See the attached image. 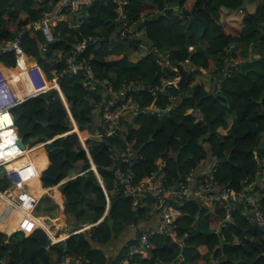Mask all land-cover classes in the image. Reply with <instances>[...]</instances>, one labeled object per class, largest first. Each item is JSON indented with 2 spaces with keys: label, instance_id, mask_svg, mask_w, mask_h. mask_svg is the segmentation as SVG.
I'll return each mask as SVG.
<instances>
[{
  "label": "trees",
  "instance_id": "obj_1",
  "mask_svg": "<svg viewBox=\"0 0 264 264\" xmlns=\"http://www.w3.org/2000/svg\"><path fill=\"white\" fill-rule=\"evenodd\" d=\"M122 1L128 20L121 26L102 27L120 14L115 3L96 0L87 14L80 16L77 26L70 27L69 21L54 22L53 42H46L39 29H25L21 38L23 50L36 57L48 79L57 77L83 138L85 135L111 210L90 231L55 244L43 230L35 229L32 221L23 220L10 236L0 233V264H55L66 256L86 264H117L125 257L137 240L123 243L121 235L127 227L137 226L148 211L147 205L133 208L132 198L115 186L117 169L129 166L118 157L126 141L133 142L136 149L131 165L135 182L155 174L156 180L172 186L210 156L216 162L215 180L220 187L240 192L251 182L264 181V0H176L177 7L188 14L180 13L177 7L171 11L169 0ZM48 2L0 0V43L39 19L50 9ZM89 37L92 40L86 56L98 77L109 78L114 71L124 76L115 78L117 87L122 81L133 84L130 90L124 89L123 96L124 103L137 105L122 116L127 130L120 127L109 132L104 123L95 125L90 115L93 101L104 103L111 97L103 98L101 92L88 97L80 75H69L64 59H52L56 51L68 53L73 44ZM166 62L170 67L164 66ZM0 63L14 67L15 56L2 54ZM15 78L17 92L24 90L25 81ZM161 78L172 80L169 93L175 95L173 104L167 100L168 94L152 95L147 89L159 84ZM167 102L174 109L160 119L153 108H165ZM11 112L25 143H46L51 165L43 145L23 159H35L40 173L46 170L45 175L59 183L75 177L61 185L63 201L58 186L47 191L55 202L76 220L83 217L86 208L95 220L100 219L107 197L95 173L87 171L90 159L79 136L66 134L70 120L59 93L51 89L18 104ZM228 118H232V125L222 134L220 129ZM259 182L255 191L261 194L264 206V189ZM51 185L49 180L44 182V187ZM8 186L5 170L0 168V191ZM36 190L40 194L41 190ZM6 203L0 199V215L10 207ZM180 209L183 215L172 229L184 247L180 249L171 235L155 234L150 238V249H144L130 264H193L194 258L195 264H264V228L246 217L245 206H238L228 219L223 209L206 208L197 199L184 202ZM22 217L16 212L12 220ZM221 219L226 221L223 226ZM52 222L64 227L66 218L60 214ZM21 229L33 233L27 236ZM140 233L137 231V236ZM110 245L117 246L114 257L109 254ZM182 253L191 258L179 261Z\"/></svg>",
  "mask_w": 264,
  "mask_h": 264
},
{
  "label": "built area",
  "instance_id": "obj_2",
  "mask_svg": "<svg viewBox=\"0 0 264 264\" xmlns=\"http://www.w3.org/2000/svg\"><path fill=\"white\" fill-rule=\"evenodd\" d=\"M95 1L49 0L48 5L50 9L44 12L39 19L32 20L14 38L0 43V55L9 53L15 56L14 67L0 63V168L5 170L9 181L8 188L0 191V197H7L11 206L17 207L25 214L33 215L40 203V199L36 194L28 189V182L38 178V172L30 160L17 165H11L12 162L24 157L30 148L29 146L26 150H22L19 146L18 141L22 138L18 134L11 110L18 104L32 97L44 94L53 87L51 80L48 79L43 68L38 63L30 64L28 62L29 57L22 48L21 38L25 29H39L46 42H53L55 38L53 32L54 22L66 21L67 12H82L83 15L87 14L88 8ZM109 1L115 3L117 8L120 5L119 0H106V2ZM112 23H119L118 26H121L122 23L126 24L121 19V14L120 18L112 21ZM123 36H125V33H121V37ZM91 40L92 37H89L80 43L73 44L72 49L68 53L62 52L63 54L59 59H64L67 63L66 71L69 75L79 74L81 76V84L88 97L100 92L102 86H106L103 94L104 98L108 97V92L111 93L112 98L106 100L104 103L95 105L103 112L104 122L109 132H111L119 127L118 125L121 123L123 114L130 112L133 105L123 102L124 90L121 92L114 91V82L109 78L101 79L96 74L90 58L86 56L88 43ZM153 50L156 51L157 49L154 48ZM164 66L170 67L167 62ZM13 69H18L29 84V88L27 87L26 91L17 92L13 76L9 72V70ZM132 86L133 84L125 83V89L127 90H130ZM171 86L172 80L161 78L159 84L147 89L152 95H156L157 93L166 94ZM174 99L175 95H169V100L172 104ZM153 109L158 112L159 116H162L160 109L157 107ZM118 157L125 163H128L129 166L125 169H117L115 186H120L132 198L133 208L143 205L149 206L157 214L159 226L153 231H142L137 239V243L130 245L126 256L120 259L117 264H130L129 261L137 255L142 254L144 249H150V238L155 234H165L173 237L174 232L172 228L175 222L183 215L180 205L190 199H197L206 208L223 209L227 219L238 206L243 205L247 209L246 217L264 228L262 196L255 191L256 182L259 181L245 185L240 192L220 187L215 180L216 167L213 165L200 176L198 182L195 179V170L175 182L172 186H165L162 181L156 180L155 174L139 182H135L134 173L131 170L133 159L136 157L134 143H127L125 150ZM261 162V174L262 179H264V158L261 159ZM9 165L11 166L9 167ZM260 186L264 189V181L260 183ZM106 196L109 201L107 193ZM225 223L226 221L221 219V226L225 225ZM80 231L81 229L71 232L68 238L76 235V233H81ZM52 244L55 243L52 242ZM66 257L70 258V256ZM70 264L86 263H82L78 258H73V263L70 262Z\"/></svg>",
  "mask_w": 264,
  "mask_h": 264
},
{
  "label": "crops",
  "instance_id": "obj_3",
  "mask_svg": "<svg viewBox=\"0 0 264 264\" xmlns=\"http://www.w3.org/2000/svg\"><path fill=\"white\" fill-rule=\"evenodd\" d=\"M39 2H43L44 0H38ZM171 1H176V0H171ZM168 3L170 4V2L168 1ZM67 15H66V17H65V20L66 21H69L68 23H69V26L70 27H75V26H77L79 23H80V16H82V12H75V13H71V12H67L66 13ZM79 20V22H77ZM113 25V23H104L103 24V28H107V27H109L108 25ZM118 33V31L117 32H115V33H113V36H116L115 34H117ZM40 46V49H42L43 48V45L42 44H40L39 45ZM231 47H233V46H231ZM156 52H158V49L156 50ZM62 51H56L54 54H53V56H52V59H59L61 56H62ZM28 55V54H27ZM28 57H29V59H28V62L30 63V64H32V63H38L37 62V59H36V57L35 56H32V55H28ZM234 61V63L235 62H237L236 60H233ZM94 68V67H93ZM95 70V69H94ZM205 71H209V72H211V70H204V72ZM114 72V71H113ZM111 73L110 74V76H109V79L112 81V82H114V85H113V89H114V91H116V92H121L122 90H124L125 89V83H124V81H122L121 83H120V86L119 87H117L116 85H115V78H116V80H117V78H123L124 76L122 75V74H119L120 76H118V75H115V73ZM75 75H79V74H75ZM81 77V76H80ZM219 79H220V77H218ZM177 80V79H176ZM175 80V81H176ZM51 82H52V89H55L58 93H59V96H60V99L62 100V102H63V104L65 105V107H66V110H67V113H68V117H69V120H70V122H69V128H70V130L66 133V134H71V133H75V134H77L78 136H79V139H80V142H81V145L83 146V148L86 150V153L88 154V158L90 159V161L92 160V158H91V156H90V154H89V150H88V148H87V146H86V140H85V135H84V140L85 141H83L82 140V138H81V136H80V130H79V127H78V125H77V123H76V121H75V119H74V117H73V115H72V113H71V111H70V109H69V106H68V103H67V99H66V97H65V95L63 94V92L61 91V89H60V84H59V81H58V79H57V77H54L52 80H51ZM26 89H27V86H24V90L23 91H26ZM105 89L106 88H102V90L100 91L101 92V95L103 96V94H104V91H105ZM166 94H168V96H166L167 97V100L169 101V95H171L170 93H169V90H168V93H166ZM108 97H113L112 95H111V93H109L108 92ZM108 97H105V98H108ZM164 97H165V95H164ZM90 98H92V96L90 97ZM103 98H104V96H103ZM97 103H95L94 101H93V105L91 106L92 108H91V112H90V115H91V119H92V121H93V123L95 124V125H100L101 123H104L105 124V126L107 127V125H106V123L104 122V118H103V112L101 111V109L99 108V107H96L95 105H96ZM133 105V108L131 109V111L130 112H133L135 109H136V107H137V105L136 104H132ZM173 109H174V106H171V104H169L168 102H167V104H166V107L165 108H162V109H160V112L162 113V116H159L158 114V117L160 118V119H162V118H164V117H166V116H169V114L173 111ZM71 113V114H70ZM72 115V116H71ZM127 116V115H126ZM125 116V117H126ZM130 117V116H129ZM162 117V118H161ZM231 125H232V118H228V120H227V123H226V125L223 127V129H220L221 130V132H222V134H226L227 133V131H228V129L231 127ZM119 127L118 128H120L121 127V129L122 130H127V128L129 127L127 124H123L122 125V121H121V123L118 125ZM108 128V127H107ZM118 128H115V129H118ZM75 129H77V130H75ZM114 129V130H115ZM80 131V132H79ZM112 132V131H111ZM23 140V139H22ZM262 142L264 143V137L262 138ZM127 143H129L128 141H126V143H125V148H126V145H127ZM25 145H26V147H29L30 146V148L28 149V151L29 150H33L34 148H36V147H38V146H40V145H43L44 146V151L46 152V158H47V160H48V162H49V164L51 165V161H50V158H49V152L47 151V149H46V143H42V144H38V145H35V146H31L30 144H27V143H25ZM27 151V152H28ZM26 152V153H27ZM117 154V153H116ZM28 156V155H27ZM25 157V156H24ZM93 161V160H92ZM121 161L122 162H124L122 159H121ZM93 163H94V161H93ZM214 164H216V162L214 161V158L213 157H209L208 159H205L199 166H198V168L195 170V179H196V182H198L199 181V178H200V176L208 169V168H210L211 166H213ZM127 165H128V163H127ZM50 167V166H49ZM92 168H94V170H93V172L95 173V175H96V177H97V179H98V181H99V183L101 184V186H102V188L104 189V191H105V188H104V183H103V181H102V179H101V177H100V174H99V172L97 171V169H96V166H94V165H92ZM119 169H121V168H119ZM125 169V168H124ZM45 171L46 170H44L42 173H44L45 174ZM41 173V174H42ZM83 173H80V175H82ZM72 179H75V177L74 178H67V179H64L63 181H61L60 183L58 182V184L57 185H53L51 182V186H49V187H44V182L42 181V188H44V189H46V188H51L52 186H58V189H59V191L61 192V194H62V201H63V192L61 191V185L63 184V183H65V182H67V181H69V180H72ZM28 189L29 190H31V191H33L34 192V190L35 189H33L32 187L31 188H29V186H28ZM15 191V190H14ZM37 191V190H36ZM35 193V192H34ZM107 192L105 191V194H106ZM36 194V193H35ZM126 194V193H125ZM37 195V194H36ZM1 196V195H0ZM38 196V195H37ZM39 196H40V194H39ZM107 197V196H106ZM44 198H46V199H49L50 201H51V206H50V209L51 210H53V208L55 209V212L53 213V215L52 216H49V215H42V216H35V214L36 213H34L33 215H31V216H28V217H30L29 219H27L26 218V216H24L23 215V217L22 218H20L18 221L17 220H12V217L14 216V214L17 212V213H20L21 211L20 210H18L17 208H13V206H11V203H10V201H8V200H6L4 197H0V199H2L5 203L6 202H8L9 204H7V205H9L12 209H13V212L11 213V209L8 207V208H6V209H4V212L0 215V221H2V220H7V218H8V220L6 221V223H4V225H2L1 223H0V233H2V234H5V235H7L8 236V234H12L13 232H15L17 229H18V227H19V225H20V223H21V221H23L24 219H25V221H28V220H30V221H32L33 223H34V227H35V229H37V230H39V229H41V230H43L47 235H48V237L50 238V240H51V243L52 242H54V243H59V242H64L67 238H68V236H69V234L71 233V232H73V231H75V230H78V229H81V231L80 232H86V231H90L91 230V228H93V227H95V226H97L99 223H101L103 220H104V218L109 214V212H110V210H111V202L110 201H108V199H107V205H106V208H105V212H104V214H103V216L100 218V219H98V220H95V218H94V214L92 213V212H90L87 208H86V211H85V213H84V215H83V217H81V219L80 220H76V218L73 216V215H71V214H68V213H66L65 214V212H64V207H62V204H59V203H56L55 202V200L52 198V196L47 192V193H45V194H43L42 196H41V198L39 197V199H40V203H41V201H43V199ZM40 203H39V205H40ZM63 204H64V202H62ZM110 204V205H109ZM147 207V214L145 215V217L139 222V224L137 225V226H129V227H127L125 230H124V232L122 233V235H121V237H122V239H123V243H127V242H129V241H131L132 239H138V237H139V235L137 236V231H153V230H155L158 226H159V218H158V216H157V214L155 213V212H153V210H151V208L149 207V206H146ZM40 208V207H39ZM38 208V209H39ZM37 209V210H38ZM22 213V212H21ZM60 214H63L64 216H65V218H66V222H65V226L64 227H57V226H54L53 225V222H52V220L53 219H56V218H59L60 217ZM10 215V216H9ZM9 216V217H8ZM37 217V218H36ZM24 218V219H23ZM38 218H44V222L47 224V225H49L50 227H51V230L50 231H48L47 229H45L46 227L44 226V224L42 223V221L41 220H39ZM70 221H71V225L69 224L70 223ZM87 225H92V227H90L89 229H86V230H84L83 228H85ZM70 226V227H69ZM75 226H77V228H75ZM220 227V226H219ZM218 227V228H219ZM84 231H83V230ZM20 231H23V232H25V234L27 235V236H29V235H31V234H27L26 233V231L25 230H20ZM63 235V236H62ZM172 239H173V242L174 243H176L178 246H179V248L180 249H182L183 247H184V243H183V240L182 239H178V237H176V236H173L172 237ZM56 241H59V242H56ZM110 246H112V247H108V249H109V254H110V256L112 255V257H114V249L115 248H117V246L116 245H110ZM114 247V248H113ZM189 258H191V256H189L187 253H182L181 254V256H179L178 257V260L179 261H182L183 259H189ZM53 259L55 260L56 258H55V256H53ZM58 262H56L55 264H70V262H73V258L72 257H70V258H68V257H65L64 259H60V260H57ZM197 262V259L196 258H194V260L193 261H191V263H193V264H195Z\"/></svg>",
  "mask_w": 264,
  "mask_h": 264
},
{
  "label": "rangeland",
  "instance_id": "obj_4",
  "mask_svg": "<svg viewBox=\"0 0 264 264\" xmlns=\"http://www.w3.org/2000/svg\"><path fill=\"white\" fill-rule=\"evenodd\" d=\"M120 1V5H118V11H119V13L121 14V19H123V21L126 23L127 22V16H126V14H124V12H123V5H124V2L122 1V0H119ZM169 2H170V4L172 5V8H175V7H177V3H176V1H171V0H169ZM140 48L142 49V50H145L146 49V46H143V45H141L140 44ZM13 76V82H17L18 81V79H16L15 78V75H12ZM83 133V132H82ZM88 134H92V132H88ZM83 138V137H82ZM83 141H84V139H83ZM81 143V142H80ZM31 153L32 152H30V151H28L27 153H25L26 155H28V156H30L31 155ZM40 184V181L39 180H34V181H32V182H30L29 183V185L30 186H32V187H37L38 185ZM52 188H57V186H52ZM34 192L39 196V192L38 191H36V189L34 190ZM51 201L49 200V199H44L43 201H41V203H40V208L37 210V212H36V214H35V216H42V215H49V216H52L53 215V213L55 212V209L53 208V210H51L50 209V206H51ZM22 215H24V214H22ZM28 218H30V217H28ZM24 219V218H23ZM25 220V219H24ZM70 225H71V221H70V223H69ZM44 226L48 229V227L44 224ZM70 227V226H69ZM45 228V229H46ZM20 229V228H19ZM18 229V230H19ZM18 230H16V231H18ZM22 230V229H21ZM49 230V229H48ZM15 231V232H16Z\"/></svg>",
  "mask_w": 264,
  "mask_h": 264
},
{
  "label": "bare ground",
  "instance_id": "obj_5",
  "mask_svg": "<svg viewBox=\"0 0 264 264\" xmlns=\"http://www.w3.org/2000/svg\"><path fill=\"white\" fill-rule=\"evenodd\" d=\"M9 72H10V74L11 75H15V77H19L20 79H22V80H24L25 81V84H26V86L29 88V84L26 82V80H25V78L20 74V72H19V70L18 69H13V70H9ZM80 134H81V132H80ZM81 136H82V134H81ZM83 137V136H82ZM1 138V137H0ZM4 139H5V136H4ZM4 139H3V143H4ZM84 139V138H83ZM40 146H42V145H40ZM40 146H38V147H36V148H34L33 150H29L30 152H32V151H34V150H37ZM25 156H27L26 154H25ZM28 160H30V161H32L33 162V164L35 165V168H36V170H37V172H38V178H35L34 180H40V176H41V173H40V171H39V167H38V163L36 162V160L35 159H33V158H24L23 159V157L21 158V159H19V160H17V164H20V163H23V162H26V161H28ZM16 164V165H17ZM34 180H32V181H34ZM32 181H29L28 182V184L30 183V182H32ZM32 187V186H31ZM33 189H40L41 190V192H40V196H37L38 198L40 197L41 198V196L44 194V193H46L49 189H51V188H46V189H44V188H42V185H38L37 187H32ZM6 200H8V198L7 197H4ZM9 201V200H8ZM8 203V202H7ZM9 204V203H8ZM13 208H17V207H15V206H13ZM18 209V208H17ZM19 210V209H18ZM21 213V212H20ZM21 214H24V216H26V217H28V216H31L30 214H25V213H21ZM40 220V219H39ZM42 223L43 224H45L46 226H47V224L44 222V221H42ZM90 227H92V225H87L85 228H83L84 230H86V229H89ZM47 229V228H46ZM82 229V230H83ZM48 230V229H47ZM83 230V231H84ZM48 231H50V230H48ZM14 233V232H13ZM11 235V234H10ZM56 242H59V241H56Z\"/></svg>",
  "mask_w": 264,
  "mask_h": 264
},
{
  "label": "water",
  "instance_id": "obj_6",
  "mask_svg": "<svg viewBox=\"0 0 264 264\" xmlns=\"http://www.w3.org/2000/svg\"><path fill=\"white\" fill-rule=\"evenodd\" d=\"M177 9V11H179L180 13H184V14H188V13H190L189 11H187V10H182L179 6L176 8ZM170 10L172 11V10H174L173 8H170ZM193 11V10H192ZM119 25V23H117V26ZM18 144H19V146L21 147V149L22 150H26L27 149V147H26V145H25V142L21 139V140H19L18 141ZM91 163H92V165H94V163H93V161L91 160ZM95 166V165H94ZM89 170H94V168H90ZM40 180L41 181H46V180H49L53 185H57L58 184V180L55 178V179H51L50 177H48L47 175H45L44 173H42L41 174V176H40ZM110 205V204H109ZM112 205V204H111ZM198 219H199V216H197V221H198ZM75 228H77V226H75ZM221 226L218 228V231H221ZM77 234V233H76ZM8 236H10V234H8Z\"/></svg>",
  "mask_w": 264,
  "mask_h": 264
},
{
  "label": "clouds",
  "instance_id": "obj_7",
  "mask_svg": "<svg viewBox=\"0 0 264 264\" xmlns=\"http://www.w3.org/2000/svg\"><path fill=\"white\" fill-rule=\"evenodd\" d=\"M82 147H83V146H82ZM83 149H84V148H83ZM84 150H85V149H84ZM85 151H86V150H85ZM87 155H88V154H87ZM94 165H95V163H94ZM95 166H96V165H95ZM91 167H92V163H91V161H90V168H91ZM90 168H89V169H90ZM89 169H88L87 171H93V170H89ZM96 169H97V167H96Z\"/></svg>",
  "mask_w": 264,
  "mask_h": 264
}]
</instances>
